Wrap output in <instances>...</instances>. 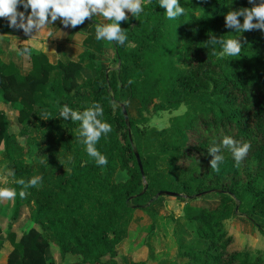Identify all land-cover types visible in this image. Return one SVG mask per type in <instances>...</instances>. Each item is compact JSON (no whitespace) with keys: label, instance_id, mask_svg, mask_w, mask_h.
Here are the masks:
<instances>
[{"label":"trees","instance_id":"16d2710c","mask_svg":"<svg viewBox=\"0 0 264 264\" xmlns=\"http://www.w3.org/2000/svg\"><path fill=\"white\" fill-rule=\"evenodd\" d=\"M198 1L201 11L196 13L186 0H179L185 14L168 20L159 0H143L138 18L129 13L128 20L120 22L128 39L123 45L111 43L113 64L108 66L96 61L90 50L56 63L31 52V69L22 73L1 58L0 45V100L17 110L20 123L17 133L9 131L0 110L5 188L17 193L4 230L12 245L7 264H63L46 255L50 241L61 256H78L71 264H123L116 257L134 211L149 210L166 190L179 193L174 197L185 202L174 230L182 264H264L260 252H227L230 236L224 228V220L235 215L264 218V183L259 184L264 179V30L246 35L240 56L219 59L208 45L209 36L236 38L239 32L225 26L226 13L252 4ZM18 11H24L22 5ZM0 31L17 29L0 18ZM86 59L95 69L93 75L82 72ZM132 99L138 103V116L123 112L122 104L126 107ZM94 103L103 107L100 118L112 129L96 144L107 157L104 167L97 166L79 142V122L56 117L64 105L83 111ZM181 105L185 111L171 116L167 126L146 125L151 112ZM45 112L48 119L40 117ZM225 136L250 143L247 165L237 166L223 148L224 159L215 172L208 148ZM33 146L37 160H28ZM117 171L127 176L119 179ZM34 176H40L41 183L21 198L22 186L16 181ZM208 191L220 196L215 206L191 202ZM23 205L32 226L17 239L11 221ZM257 225L264 235V226ZM188 230L190 239L185 238ZM3 239L0 236V248ZM170 263L167 258L158 261Z\"/></svg>","mask_w":264,"mask_h":264},{"label":"clouds","instance_id":"9594fccd","mask_svg":"<svg viewBox=\"0 0 264 264\" xmlns=\"http://www.w3.org/2000/svg\"><path fill=\"white\" fill-rule=\"evenodd\" d=\"M249 3L252 7H241L226 13L225 26L227 28L239 33L254 29L264 30V0H260L259 3H256V0H249ZM158 4L165 9L168 20H175L185 14V9L180 5L179 0H159ZM20 5L24 11H18ZM126 11L138 18L143 12V0H0V18H5L10 28L22 29L26 35L31 37L33 33L45 29L57 19L67 28L81 25L86 18L99 15L110 23L96 25V39L119 45L125 44L128 39L124 29L120 26L121 21H127L129 18ZM240 17H243V22L239 19ZM207 42L213 48V55L219 59L237 57L241 54L242 44L239 38L223 39L212 35L209 36ZM217 45L220 48L218 52L215 50ZM17 53L23 57L30 55L31 50L25 45L17 49ZM102 116L103 107L99 103H94L83 111L73 110L68 105H64L56 116L64 120L79 122V142L85 146L88 156L100 167L107 165L108 161L107 157L98 151L96 144L102 136H106L112 130L111 125L100 118ZM40 117L48 119L49 114L45 112ZM223 148L231 152L236 165L239 166L251 145L234 140L229 136H225L219 144L213 143L208 148V152L212 156L210 168L215 172L220 171L219 165L224 159L221 154ZM41 180L40 176H34L27 181L17 180L16 183L22 186L19 196L25 198L28 194L26 190L39 186ZM16 195L13 189L0 188V202L12 200Z\"/></svg>","mask_w":264,"mask_h":264},{"label":"rangeland","instance_id":"374dc122","mask_svg":"<svg viewBox=\"0 0 264 264\" xmlns=\"http://www.w3.org/2000/svg\"><path fill=\"white\" fill-rule=\"evenodd\" d=\"M190 8H193L196 13L201 11V6L198 0H186ZM130 12L126 11V14ZM259 29L247 31L246 33H238L236 38L243 41L246 35H258ZM137 101L130 100L127 103L126 110L129 115L138 116ZM186 106L181 105L177 109L153 111L150 114V119L147 126H156L158 128L165 127L169 124L170 117L176 114L183 113ZM0 110H3L6 115L9 131L17 133L20 129V123L17 118V110L9 103H3L0 100ZM21 140L22 138L19 137ZM1 149V147H0ZM36 148L32 147V153L27 155L28 160H37L35 156ZM246 158L240 162L242 165L246 164ZM255 161L250 160L249 167L255 168ZM117 178H125L127 176L125 171H117ZM8 179L4 167V163L0 156V188H5ZM264 179L259 181L262 185ZM220 196L215 191L205 192L199 195L191 202L198 205H206L213 207L219 202ZM12 200H4L0 202V226L2 232L0 234L4 240L10 241L5 238L6 227L10 221V209ZM184 201L178 200L173 195H163L157 201L152 203L147 209H136L133 214V219L130 222L128 236L119 244L117 260L120 263L127 264L130 260H145L147 264H158V261L163 258L170 259V264H182L184 257L178 255V247L174 234L175 230V217L183 214ZM151 210V213L149 212ZM29 219L28 208L23 205L19 209L18 216L12 219V230L16 233L17 239L21 231L27 227ZM255 220H249L241 217L240 215L232 216L224 220V228L227 235L230 236V241L226 248L227 252L235 250H249L252 255L260 252L264 255V235L260 232L257 223L264 226V218L254 216ZM31 224V222H30ZM264 228V227H263ZM28 229V228H27ZM191 238V232L188 230L185 238ZM11 245V244H10ZM12 249V245L9 246ZM70 255L65 258V261L78 260L76 254L70 252L63 253ZM149 254L151 256H149ZM56 262H61L60 258H53ZM75 262V261H74Z\"/></svg>","mask_w":264,"mask_h":264},{"label":"crops","instance_id":"0c3cea01","mask_svg":"<svg viewBox=\"0 0 264 264\" xmlns=\"http://www.w3.org/2000/svg\"><path fill=\"white\" fill-rule=\"evenodd\" d=\"M106 22L102 16L97 15L86 18L81 25L66 28L57 19L45 29L33 33L32 37L26 35L22 29H17L16 32L0 31L1 58L5 62H12L22 73H26L31 69L30 55L22 57L18 55L17 49L27 45L31 52L43 53L51 63H56L59 60L77 59L84 50H90L94 53L95 60L99 61L101 65H112L111 58L114 54L112 44L105 40H97L95 33L96 25ZM81 69L84 75L95 73V69L87 59ZM30 222L28 219L27 227L23 231L32 226V222L31 224ZM10 244L3 239V246L0 248V264H7L8 253L11 250ZM46 255L55 259L60 258L63 264H71L77 261L76 258L74 261H65L64 259L70 255L61 256L58 245L53 241H50Z\"/></svg>","mask_w":264,"mask_h":264},{"label":"water","instance_id":"95a60500","mask_svg":"<svg viewBox=\"0 0 264 264\" xmlns=\"http://www.w3.org/2000/svg\"><path fill=\"white\" fill-rule=\"evenodd\" d=\"M122 107H123V112H124V114L127 116L128 113H127V110H126V107H125V104H124V103L122 104ZM136 157H137V161H138V163H139V166H140V168L142 169L141 161H140L139 155H138L137 153H136ZM161 194L176 196V195H178L179 193L174 192V191H168V190H166V191H161L160 193H158V195H161Z\"/></svg>","mask_w":264,"mask_h":264}]
</instances>
